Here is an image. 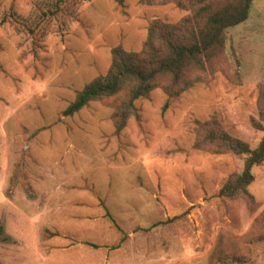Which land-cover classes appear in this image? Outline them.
<instances>
[{
    "label": "rangeland",
    "instance_id": "1",
    "mask_svg": "<svg viewBox=\"0 0 264 264\" xmlns=\"http://www.w3.org/2000/svg\"><path fill=\"white\" fill-rule=\"evenodd\" d=\"M44 2L0 0V264H264V164L253 169V213L219 195L246 157L195 148L211 120L252 149L264 139L252 123L264 0L227 30V60L207 83L174 100L161 90L139 99L140 119L120 135L112 117L125 96L63 113L109 71L114 48L140 52L153 21L191 12L72 0L53 15Z\"/></svg>",
    "mask_w": 264,
    "mask_h": 264
},
{
    "label": "trees",
    "instance_id": "2",
    "mask_svg": "<svg viewBox=\"0 0 264 264\" xmlns=\"http://www.w3.org/2000/svg\"><path fill=\"white\" fill-rule=\"evenodd\" d=\"M72 0H45L47 11L56 15ZM120 7L125 0H114ZM147 6L175 4L191 15L176 24L153 21L140 52H128L122 46L112 50L109 71L88 83L77 93L75 100L64 111L73 117L91 103L110 98L116 104L113 122L120 135L131 118L140 119L136 102L161 90L169 100L180 98L198 84L208 82L207 76L222 68L227 60V30L246 22L254 0H140ZM17 29L23 26L17 16ZM3 22L0 21V27ZM33 38L37 32L27 26ZM22 32V31H20ZM1 48V44H0ZM232 78L231 76H228ZM168 104L165 108H167ZM259 118L253 126L264 130V85L258 98ZM195 148L212 155L236 154L245 156L244 170L231 176L220 190V197L245 199L253 213L259 208L250 186L255 182L253 169L264 164V139L256 149L223 130L214 120L199 123ZM110 217V215H108ZM111 221L116 225L114 219ZM98 248V246L91 245Z\"/></svg>",
    "mask_w": 264,
    "mask_h": 264
}]
</instances>
